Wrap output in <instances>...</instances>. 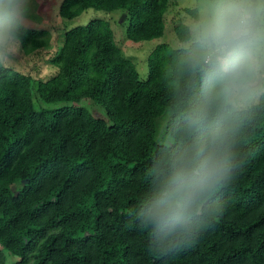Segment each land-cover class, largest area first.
I'll return each instance as SVG.
<instances>
[{
  "label": "trees",
  "instance_id": "1",
  "mask_svg": "<svg viewBox=\"0 0 264 264\" xmlns=\"http://www.w3.org/2000/svg\"><path fill=\"white\" fill-rule=\"evenodd\" d=\"M171 3L63 0L59 15L72 20L91 8L124 10L126 38L140 43L164 36ZM25 31L28 53L50 45L48 29ZM57 47L49 61L57 71L46 81L14 71L0 83V264L11 257L19 258L14 264H164L148 252L126 211L143 190L154 151L168 44L150 53L146 80L105 20L67 31ZM34 84L44 104L75 106L35 109ZM83 102L105 109L108 120L77 106ZM247 153L223 217L166 264H264V121Z\"/></svg>",
  "mask_w": 264,
  "mask_h": 264
},
{
  "label": "clouds",
  "instance_id": "2",
  "mask_svg": "<svg viewBox=\"0 0 264 264\" xmlns=\"http://www.w3.org/2000/svg\"><path fill=\"white\" fill-rule=\"evenodd\" d=\"M31 0H0V83L20 60ZM160 70L164 103L126 216L150 254L194 248L226 210L264 121V0H180Z\"/></svg>",
  "mask_w": 264,
  "mask_h": 264
},
{
  "label": "rangeland",
  "instance_id": "3",
  "mask_svg": "<svg viewBox=\"0 0 264 264\" xmlns=\"http://www.w3.org/2000/svg\"><path fill=\"white\" fill-rule=\"evenodd\" d=\"M63 0H31V8L27 17L26 28L28 29H48L50 31V45L45 50L28 53L21 48L20 56L17 57L18 64L14 71L28 74L34 78L36 84L40 81H46L49 77L55 74L57 68L49 63L50 59L58 50L59 39L63 35L78 26H85L92 20H105L111 24L115 34L116 44L122 48L124 55L131 58L136 66L140 80H146L148 75L147 59L150 53L161 44H168L171 35L177 25V19L180 14V0H172L169 12L166 16V31L162 38L152 41L134 43L126 38V30L129 24V15L124 10H117L111 13L88 9L84 13L72 20L60 17L59 11ZM57 43V44H56ZM29 54V55H28ZM31 54V55H30ZM34 84V106L40 110H59L61 108H71L74 104L71 103H55L44 104L37 91V85ZM77 106H82L97 119L108 120L105 109L93 106L91 102H83ZM19 260L17 257L8 259L7 264H14Z\"/></svg>",
  "mask_w": 264,
  "mask_h": 264
}]
</instances>
